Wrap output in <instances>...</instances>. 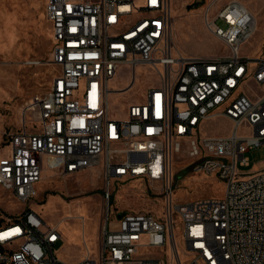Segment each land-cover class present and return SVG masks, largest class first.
Listing matches in <instances>:
<instances>
[{
  "label": "built area",
  "instance_id": "obj_1",
  "mask_svg": "<svg viewBox=\"0 0 264 264\" xmlns=\"http://www.w3.org/2000/svg\"><path fill=\"white\" fill-rule=\"evenodd\" d=\"M209 11L205 25L226 47L224 54L175 50L171 0H47L51 62L59 72L49 89L26 102L21 125L9 133L0 185L28 202L47 170L71 176L101 168L99 254L88 250L79 262L61 260L62 233L28 210L0 223V264H264V168L239 169L249 165L246 153L264 144V54H241L257 21L240 0ZM123 66L132 71L131 81L110 88ZM140 66L150 67L159 83L130 103L124 117L115 116L110 95L126 93ZM215 117L232 123L230 134H202ZM184 143L189 157L200 158L192 170L225 181L223 197L175 200L173 155ZM133 179L162 195V216L114 209V184Z\"/></svg>",
  "mask_w": 264,
  "mask_h": 264
},
{
  "label": "rangeland",
  "instance_id": "obj_2",
  "mask_svg": "<svg viewBox=\"0 0 264 264\" xmlns=\"http://www.w3.org/2000/svg\"><path fill=\"white\" fill-rule=\"evenodd\" d=\"M171 0L172 35L175 50L185 55L216 56L227 52L224 44L206 27L207 10L210 16L229 0ZM255 15L257 29L242 44L241 54L258 58L264 54V0H240ZM47 0H0V157L9 152V133L21 125V111L36 93L49 89L59 67L51 62L54 46L52 27L45 14ZM217 23L225 27L223 20ZM39 61V62H38ZM132 71L123 66L110 80L112 89L125 88ZM159 76L150 67L140 66L134 85L126 93L110 95V109L115 116L124 117L130 103L144 99L146 91L159 83ZM251 88L259 90L257 85ZM33 122L34 116L28 117ZM232 123L224 117L207 120L203 135H228ZM246 156L249 165H239L243 172L264 168V144L250 149ZM200 158H191L184 143L181 152L173 155L174 198L181 203L201 198L223 197L226 183L217 173L192 170L190 165ZM111 204L121 212H151L162 216L163 197L148 182L133 179L114 184ZM101 168L71 176H60L52 170L44 172L37 183L38 194L28 202L15 198L0 185V223L7 218L35 210L47 225L56 226L62 233L57 244V256L68 263L81 261L88 253L97 257L105 215ZM178 244L183 262L185 244ZM169 264L172 263L169 259Z\"/></svg>",
  "mask_w": 264,
  "mask_h": 264
},
{
  "label": "bare ground",
  "instance_id": "obj_3",
  "mask_svg": "<svg viewBox=\"0 0 264 264\" xmlns=\"http://www.w3.org/2000/svg\"><path fill=\"white\" fill-rule=\"evenodd\" d=\"M245 5V4H244ZM249 9V8H248ZM171 10H172V7H171ZM250 10V9H249ZM251 11V10H250ZM252 12V11H251ZM253 13V12H252ZM254 15V14H253ZM255 16V15H254ZM256 18V17H255ZM256 21H257V19H256ZM256 27H257V24H256ZM257 29V28H256ZM256 31V30H255ZM255 33V32H254ZM135 82V81H134ZM134 82H133V84H132V86L134 85ZM131 86V87H132ZM89 250V249H88Z\"/></svg>",
  "mask_w": 264,
  "mask_h": 264
},
{
  "label": "crops",
  "instance_id": "obj_4",
  "mask_svg": "<svg viewBox=\"0 0 264 264\" xmlns=\"http://www.w3.org/2000/svg\"><path fill=\"white\" fill-rule=\"evenodd\" d=\"M50 23H51V22H50ZM51 27H52V25H51ZM52 34H53V31H52ZM55 76H56V75H55ZM55 76H54V77H55ZM54 77H53V79H54ZM53 79L51 80V83H50V84H52ZM50 86H51V85H50ZM59 242H60V241H59ZM59 242H58V243H59ZM58 243H57V244H58Z\"/></svg>",
  "mask_w": 264,
  "mask_h": 264
}]
</instances>
